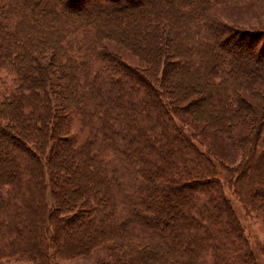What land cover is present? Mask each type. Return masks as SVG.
I'll return each mask as SVG.
<instances>
[{"label":"trees","instance_id":"trees-1","mask_svg":"<svg viewBox=\"0 0 264 264\" xmlns=\"http://www.w3.org/2000/svg\"><path fill=\"white\" fill-rule=\"evenodd\" d=\"M146 1L0 0V264L109 243L111 264H256L223 183L264 211V71L225 57L210 12L244 0ZM241 123L232 166L192 131Z\"/></svg>","mask_w":264,"mask_h":264},{"label":"rangeland","instance_id":"rangeland-1","mask_svg":"<svg viewBox=\"0 0 264 264\" xmlns=\"http://www.w3.org/2000/svg\"><path fill=\"white\" fill-rule=\"evenodd\" d=\"M95 1L96 2L92 3V5H89L90 3L86 5V9L88 10L89 6H95V9L103 10L106 6L113 5L106 2V0ZM151 1L152 0H147L146 2L148 4ZM172 1L174 2L176 0ZM181 2L182 4H184L187 1L181 0ZM210 12L211 15L215 17V19H219L218 21L224 22L226 24V26H223V28L221 29L222 32L218 31L217 38H214V43H217L216 45L221 48L225 57H232L236 60L238 59L236 62L239 65L238 68L241 70L245 71L246 69H250L251 64L256 61L257 66L259 67L258 69H262L264 71V42L260 41L255 47V50H257V48H260V46L262 45V52L260 49H258V52L253 49V46L255 44L254 42L263 40L264 37V34L261 33L264 32V0H244L240 3H227L224 5L216 6ZM227 28L231 31H239L241 34H245L246 30H254L256 31V33H258L256 34V36L251 37L249 42L245 40V38H248L251 35H239V37H236V39H238L241 44L240 46L239 44L234 45L232 41L227 42V40H225L229 31H225V29ZM260 34L262 36H260ZM114 48L113 49L117 53L121 54L122 64L133 69L137 74L138 72H142L145 64L140 61L141 57L134 56L130 52H126L127 50L123 49L121 46H117ZM171 61L173 60L171 59ZM173 69H176V65H173ZM246 96L247 99L250 98V103L259 105L260 101L256 99L255 96L254 99H252L250 95L246 94ZM192 109L193 108H191L190 110ZM198 112L199 115L202 113V111L200 110ZM248 125V123L247 125H243V123L236 125L230 132L229 136H223L222 134L218 135L214 131L207 129L202 124H199L196 127L192 128V131L196 135L197 141L200 142V146L198 145L200 149L206 152L208 151V149L210 152V149L214 150V154H217L216 159L219 157L222 163L228 166H232L237 164L240 160V149L237 142L246 134L250 133V128H247ZM261 128L262 129H259L256 132L255 136H264V127ZM259 149H261L260 145ZM218 174L224 177V174L220 173L219 171ZM223 186L224 195L232 207L236 224L240 226L244 234V238L246 239L248 245L251 247L256 264H264V211L261 213L244 211L239 201L232 195L226 183H223ZM192 191L193 190H191L190 192ZM47 195L48 205H51L52 202L49 192H47ZM159 195L161 196L152 195V197L155 198L154 204H156L164 196L163 193ZM160 226L165 227L163 221L162 223H160ZM199 237L200 238H198V241L200 242L203 240V238L201 234H199ZM110 247H112V245L109 243L90 250L86 255L66 259L54 258V260L51 261V264H111L109 260V253L112 252L110 250ZM8 264L32 263L23 260H17L9 261Z\"/></svg>","mask_w":264,"mask_h":264}]
</instances>
